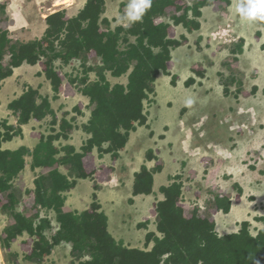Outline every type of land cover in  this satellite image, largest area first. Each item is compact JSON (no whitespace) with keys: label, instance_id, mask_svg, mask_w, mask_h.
I'll return each instance as SVG.
<instances>
[{"label":"trees","instance_id":"trees-1","mask_svg":"<svg viewBox=\"0 0 264 264\" xmlns=\"http://www.w3.org/2000/svg\"><path fill=\"white\" fill-rule=\"evenodd\" d=\"M105 1L85 0L83 7L71 17H66L65 9L47 14L46 28L38 39L13 40L8 29L0 27V89L2 81L13 74L14 68L22 64L35 65L42 60L44 75L56 91L60 83L57 67L76 59L79 70L71 68L70 82L88 97L90 110L88 119L80 126L88 137L77 151L70 144L56 145V141L69 138L74 119H66L67 112L57 118L51 99L41 95L38 89L27 85L8 103V109L17 119L15 125L0 119V213L10 220L1 230L0 245L8 249L15 238L27 234L32 244L30 253L23 259L35 263L65 242L70 244V255L76 260L70 264H264V216L256 218L263 226L255 232H251L248 221H242L236 232L219 235L213 220L195 212L188 217L178 205L183 188L181 174L170 176V183L159 187L163 198L155 203L156 226L155 230L145 233L144 248L128 247L112 236L95 191L91 194L89 209L63 210V193L72 189L78 179L90 176L83 171V157L95 148L99 158L108 153L117 158L134 125L147 126L144 104L154 95L157 75H169L167 63L171 51L185 39L182 34L180 39L170 37L169 22L157 19L165 16L166 8L174 7L171 22L191 32L199 29L197 19L202 7L214 1L226 5L230 2L196 0L191 5H177L175 0H152L142 21L112 28L104 16ZM3 10L0 5V12ZM260 23L264 27V22ZM256 34L260 36L261 32ZM242 47V38L230 47L234 60L236 54L242 53ZM260 47L264 50V37ZM91 52L99 63L92 64L95 60L90 59ZM90 73H94L96 79L90 78ZM107 74L114 78L125 75L126 82L111 83ZM171 81L175 83L174 75ZM193 82L191 77L184 84L189 86ZM227 92L225 85L224 93ZM51 97L56 98L57 93ZM47 117L52 132L41 135L32 150L25 146L2 147L21 133L22 125L31 119L40 121ZM145 155L147 159H154V163L157 161L152 151H146ZM27 156L31 158L33 170L47 169L37 173L33 181V201L35 206L54 212L55 230L49 217L39 212L26 216L16 209L21 196L17 195L11 181L25 168ZM52 166L54 168H50ZM161 169L142 165L133 174L132 195L151 194L153 173ZM93 185L96 190V183ZM236 188L241 193V189ZM213 204L217 210L227 213L231 200L229 196L215 194ZM147 223L145 220L136 226L147 229Z\"/></svg>","mask_w":264,"mask_h":264},{"label":"rangeland","instance_id":"rangeland-1","mask_svg":"<svg viewBox=\"0 0 264 264\" xmlns=\"http://www.w3.org/2000/svg\"><path fill=\"white\" fill-rule=\"evenodd\" d=\"M195 1L182 0L180 2L179 0H175V3L177 5H191ZM128 2L129 0L105 1L104 16L108 18L110 23L112 22V28L117 25H125L118 24L117 19L124 13ZM231 2L235 6L237 0H231ZM84 3L85 0H0V5L4 7V12H0V27L9 28L12 39H22L21 41H27L29 37L31 39H38L42 36L39 32V27L43 24L40 23V19L44 17L43 14L50 13L52 10L65 9L66 17H71L83 7ZM219 6L218 4V6L214 7L213 2L210 5L202 7L200 9L201 16L197 19L200 23L199 29L191 31L196 35L201 33L199 38L201 39L202 37V42L205 43L203 48H205L204 51L207 50V55L193 60L190 52L197 54L199 49L192 41H186V37L184 40H181L180 46L171 51V59L167 67L170 75H164L163 73L157 75L154 82L155 91L152 100L149 99L145 102L148 127L135 124L119 156L117 158L110 156V165L100 164L95 148L88 152L90 154L87 153L88 159H85V165L83 164L82 167L84 173L90 176L85 179H79L69 194L67 193L69 191L63 193L65 200H68L66 205L68 210L66 211L86 210L91 201L90 194L94 190V181L90 179H97L96 175L99 169L104 170L107 174L114 170L119 177L117 185L112 187L100 184L95 191L97 193V200L101 205V210L107 216L108 231L115 239L121 240L128 247L144 248V245H142L144 235L147 230L154 229L156 222V211L150 205V202L152 201V205H154V202L162 197L158 191L159 186L168 184L169 177L174 173L181 174L182 171L188 170L189 162L197 163L200 169L206 168L210 182L214 187L226 188L233 185V182L236 181L241 186V194L235 189L234 191L231 190L229 196L232 204L235 205L236 202L241 204L239 207L241 208V213L230 222L228 221V219H231L230 216L219 213V216L229 223L227 228L224 229L225 233L234 232L238 228L235 222L239 223L241 220L255 222L252 220L254 215H264V50L259 48L261 41H258L259 35L256 34L257 31H260L263 38L264 27L260 22L253 25L241 23L239 15L235 13V7L224 8V6ZM165 13L166 15L158 20L170 21V15L175 13V8L168 7ZM25 18L28 20L29 25L35 24V30L22 35L25 28L19 27L24 24L23 19ZM28 31H30L29 28ZM183 31L187 32L181 25H178L171 26L169 33L171 36L178 38ZM221 32L227 33H225L226 36L224 35L223 39L229 35L235 37L239 32L244 34L246 45L243 46L242 53L235 55L240 63L239 70L231 67V65L235 64L236 60H234L230 49L225 47L232 43L233 40L229 39V43L223 42L221 44L222 47L219 48L220 45H217L216 40L210 38L211 36H217V33L219 35L222 34ZM254 35L256 36L255 41H253ZM224 41L227 42V39ZM201 51L204 52L203 50ZM89 57L95 60L92 62L93 65L99 63V59L93 52L89 54ZM76 63L77 60L74 59L68 65L57 67L60 83L57 84L56 91L51 88V85L44 88L42 92L39 90V86L34 87V83L37 80L30 73L35 68L33 65L24 64L23 68L16 70L15 73L13 70L16 77L13 89L8 88L11 80H6L0 89V119H6V117H3L7 111L4 109V105L8 109L7 105L11 101L10 99L18 97L21 93L17 95V91L22 92L27 85L38 89L41 95H46L51 100H55L58 97L55 101L59 99L60 95L57 89L62 90L63 95L74 93V91L81 94L78 88L70 82L69 72L71 68L79 70V66ZM197 63H200L199 69L203 70L201 72V74H204L203 80L197 79L201 84L198 82L196 84V81H194V85L186 87L183 81L189 75L191 66ZM90 64L91 62H89ZM35 65H37L35 69L38 72L43 71L44 73L42 60L38 61ZM107 75L111 83L126 82L125 75L119 78ZM171 75L175 76V80L177 79L176 85H172L169 82ZM231 75L238 82L234 81L233 83ZM89 77L96 79L94 73H90ZM244 84L245 90H247L245 92ZM225 85L228 88L226 94L222 90ZM253 85L255 89L252 88ZM54 93H57L56 98L51 97ZM189 100L191 101L190 104L187 103ZM70 102L67 101L65 104L68 105ZM237 103L239 105L238 112L234 109ZM56 104L58 105V102ZM63 107H65L64 104H62V108L60 109L61 113ZM9 111L11 112V110ZM81 112V115L77 113V116H75V118L78 117L74 121L77 125H80L88 117V109L85 106ZM180 120L183 123V129L188 127L191 129V134H193L192 146H197L200 149L201 154L194 159H190L181 149L180 145L185 132L183 129H179L178 124ZM197 121L199 128L195 129L192 127V124ZM231 124L234 125L230 128ZM40 128L44 130L42 126ZM56 128L57 125L55 126ZM149 131L153 132L151 137L149 136ZM201 131L204 133L202 138L198 136ZM47 132V129L44 131L39 130L40 135L48 134ZM79 132L83 135L82 140L84 141L88 135L81 130ZM22 135L21 127V133L13 137L11 141L6 142V147L9 149L19 147V137H22ZM161 136L164 137L162 138ZM166 136H171L170 145L167 149L155 146ZM208 142L212 146L218 143L231 151L234 163L229 159L221 160L216 157L211 148H206ZM20 144H26V142ZM56 145H59V143H56ZM148 149L153 151L157 157L155 159L162 164V169L153 175V192L151 194L133 196L131 193L132 172L139 170L142 165H146L147 167L153 165L154 167V159H147L145 155ZM203 156L211 159V162L207 166L199 162ZM108 160V155H106L101 161H105L106 163ZM148 162H152L151 165H148ZM27 163L31 168L29 156H27ZM249 163L250 165L255 164L254 170L247 167ZM231 164H233L234 169L237 168L241 171L230 178L228 176L225 177V169ZM50 168H54V166ZM46 170L44 168L39 169L37 172L27 170V173L23 171L13 178L11 184L16 190L17 195L21 196L16 209L26 216H32L39 212L41 216L49 217L55 228L57 223L54 212L35 206L33 201V181L37 173H43ZM214 175L218 177H214ZM202 177L204 179V176ZM208 190L211 192L212 189ZM217 193L220 192H215V194ZM249 194L254 195L253 201L247 198ZM248 206L249 209H247ZM147 213L151 218L146 216L142 218ZM186 215L188 217L191 216ZM144 219H148L147 229H138L135 224ZM9 222V217L0 213V233L2 228ZM262 226L261 224L251 225V232H255ZM215 230L219 235L223 232L217 227ZM31 244L32 239L24 233L22 236L15 238L8 249H3L0 245V264H70L71 261H76L70 255V244L65 242L55 246L52 253L44 257L39 263L26 261L23 258L24 255L30 253Z\"/></svg>","mask_w":264,"mask_h":264},{"label":"crops","instance_id":"crops-1","mask_svg":"<svg viewBox=\"0 0 264 264\" xmlns=\"http://www.w3.org/2000/svg\"><path fill=\"white\" fill-rule=\"evenodd\" d=\"M179 1L182 2V0H179ZM218 4L220 6H224V8H228V7L234 8L235 7V6H233V3L231 2V0H230L229 4H227V5L226 4H223V3H218L217 1H214V7L218 6ZM54 11L55 10H52V12H54ZM52 12H50V13H52ZM50 13L48 12L47 14H50ZM47 14H43L44 17H42L40 19L41 20L40 23H43V24H41V27H39V32L41 34H43V32H44V30L46 28L45 17H46ZM23 22H24V24L19 27V28H25L23 30V32H22V35H26V34L30 33L31 31L35 30V24L34 25L33 24L29 25L28 24V20L26 18L23 19ZM28 28L30 29V31H28ZM8 31H9V28H8ZM9 33H10V31H9ZM221 33L222 34H220V35L217 33V36H215V38L212 37L211 35H210L211 37L209 36L211 39L216 40L217 45H220L219 48L222 47L221 44H223V42L229 43L230 42L229 39H231V41L233 40L232 43H230L229 45H226L225 46V47H228L229 49H230V46L235 45L240 38L243 39V46L246 45L245 39H244V34L241 33V32H239L235 37L232 36V35H229L227 38H225V39H227V42L224 41L225 39H223L224 38L223 36L224 35L226 36L227 33L226 32H221ZM180 34H183L186 37V41H188V42L192 41L197 46V48L199 49L197 54H194L193 52H190L192 54V56H193V60L199 59V58L207 55V50L204 51L205 48H203L204 45H205V43L202 42V37H201V39L199 38L201 33H199V34L196 35L193 32L183 31V33L181 32ZM169 36H170V33H169ZM205 39H206V37H205ZM255 39H256V36L254 35V40L253 41H255ZM13 40H16V39H13ZM20 40H22V39H20ZM27 40H31V38L29 37V38H27ZM258 41H261V43L263 42V38L261 37V35L258 36ZM261 43H260V45H261ZM217 45H215V46H217ZM259 48H261V47H259ZM242 49H243V47H242ZM201 50H203L204 52H202ZM235 60H236L235 61V64L234 65H231V67H234L235 69L239 70L240 63L238 62L237 59H235ZM169 62L167 63V67L169 65ZM23 66H24V64L22 66L18 67V68H15L14 69V73L16 72V70L23 68ZM33 66L35 68L37 67V65H33ZM33 66H31V67H33ZM199 67H200V63H197V64L192 65L191 68H190V70H189V75H187L185 77V80L183 81V83H185V81L188 78H191L192 77L194 79V81H196V84H197V82L199 84H201V82L200 81H197V79L203 80V75L204 74H199L200 76L198 75V71H200V73L203 71V70H200ZM35 68H34L33 71L30 72V73H32L31 76L34 77L35 80H37L34 83V85H35L34 87H38L39 86V90H41V92H42L44 88H46L47 86L50 85V83L46 79V77H44L45 75H44L43 71H39L38 72L37 69H35ZM14 73H13L12 76H10L9 78H6L5 80L2 81V86H3V84H4V82L6 80H11L8 88L13 89V84H14V81L16 79ZM164 75H168V74H164ZM169 75H170V72H169ZM231 76H232L231 79H232L233 83H234V81L235 82H238L237 79L233 75H231ZM171 78H172V75L170 76V81L169 82L172 85H176L177 79L175 80V83L173 84L172 81H171ZM178 81H179V79H178ZM194 84H195V82H193L190 85H194ZM42 85H43V88H42ZM185 86L187 87V85H185ZM253 87H255V86L253 85ZM245 89L246 88H245V84H244V92L247 91ZM222 90H223V93H224V88ZM13 92H14V90H13ZM20 93H21V91L20 92L17 91V95L20 94ZM58 93L60 94L59 95V99L57 101H55L58 98L57 97L55 100H50L51 101V105H52L53 109L56 112L57 118H59L60 116H63L64 112H67L66 115H67L68 118L67 117H65V118L68 119L69 121L71 119H74L71 122L72 125L74 126V128H73V131L69 134V138L66 141L61 139L59 141H56L55 143L70 144V145L74 146L77 151H79L80 148H81V146L83 145V142L85 141V139L88 136L84 139V141L82 140L83 135L79 132V130H81L82 132H84V131L81 129L80 125L78 126L77 124L74 123V121L78 119V117L75 118V116H77V113L80 114L78 111H80V112L83 111V107L86 106L87 104H89V100H88V98L86 96H83L82 94L75 93V91H74V93H66V95H63V91L62 90H58ZM14 97H16V96H14ZM10 100H12V99H10ZM67 101H71V102L68 105H66L65 103ZM57 102H58V105L56 104ZM62 104H64L65 107H63L62 113H61L60 112V109L62 108ZM4 109H6L7 111L5 113L6 115L3 116V117L4 118L6 117V119H8V121H9V123H12V124L15 123L16 122V117L6 108V105H4ZM234 109L238 112V110H239L238 103L234 106ZM59 114H60V116H59ZM85 121H86V119L83 121V123ZM48 122H49V117H47V118H45L43 120H40V121H37V120H34V119L32 120L31 119L28 123H26L25 125H22V133H23V135H22V137H19V141H20V143H25L26 142V144H20L19 143L18 145L19 146L20 145L26 146L28 149H32L36 145V143L38 142L39 137L41 136L39 134V130L40 131H44L45 129H47V131H48L47 133H51V130H50V127L51 126L49 125ZM178 125H179V129L182 130L183 129V123L181 122V120H180V122H179ZM233 125L234 124H231L230 125V128L233 127ZM41 126H42V128L44 130H41V128H40ZM48 126H49V129H48ZM146 127H148V124H147ZM192 127L195 128V129L199 128L198 127V121L197 122H194L192 124ZM56 129L58 130V126H57ZM183 131L185 133H184V137H183V139L181 141V145H180L181 146V149H182V151L184 153L187 154V156L190 159H194L196 156H199L201 154L200 149L197 146H192L193 134H191L192 133L191 132V129L188 127V128L183 129ZM150 132H152V131H149V136L151 137L152 135H150ZM198 136L202 138L204 136V133L201 131L198 134ZM170 140H171V136H166L163 140H161L159 142V144H157L155 146L160 147L161 149H167L168 146L170 145ZM80 142H82V143L79 144ZM3 148H8V147H6V142L3 143ZM206 148H211L213 150L215 156L218 157L219 159H221V160H227V159H229V160L232 161V158L233 157H232L231 151H229L225 147L221 146L220 144H218V143L216 144L215 143V146H212L211 143L208 142L207 145H206ZM148 150L152 151L151 149H148ZM148 150H146V151H148ZM120 152H119V154H120ZM152 153H153V151H152ZM88 154H90V153H88ZM88 154L83 158V164L84 165H85V163H84L85 159H88ZM106 155H108L109 160H108V162L105 163V161H101V160L104 159L106 157ZM110 156L111 155L109 153L108 154H104V156L102 158L101 157L98 158V161L100 162V164L110 165V162H111ZM199 162H201L203 165L205 164V166H207L211 162V159L209 157H207V156H203L200 159ZM151 163L152 162H148L147 164L148 165H151ZM221 163H223V161H221ZM232 163H234V162L232 161ZM152 167H153V165L150 166V167H147V168L150 169ZM156 167L162 168V164H160L158 161H156L154 163V168H156ZM247 167L249 169H251V170H254L255 169V164L250 165V163H249L247 165ZM198 168H199V166H198L197 163H195V162H189L188 163V170L181 172V179H182V182H183V188H182V198L179 200L178 205L182 209L184 208L183 211L185 212V214L192 215V213L195 212L197 215H199L201 217H204V218H208L210 220H213V222L215 224V228L217 227L218 229H220L221 231H223V232H221V234L233 233V232L225 233L224 229L227 228V226H228L229 223H227V221L223 217L219 216V213H222V214H225V215L227 214V216H230V218H231V219H228V221L229 222L230 221H233L235 219V217L237 215H239V213H241V208H239L241 206V204L238 203V202H236V204L234 205V204H232V200L230 199L231 200L230 210L227 213H223L220 210H217L216 207L214 206V204H213V195H215V192H220V193H217L219 196H230L231 190H233V191L235 189L238 190V188H236V186L239 187V189H242L241 186L236 181V182H233V185L228 186L226 188L214 187L213 184L210 182V177H209V175L207 173L206 168H204V169H200L199 168V170H198ZM27 170H29L30 172H37V171H39V168H35L34 170H32L29 167L28 163H27V157H26L25 168L22 170V172L24 171V172L27 173ZM60 170L63 171V172L65 171L62 167H60ZM240 171L237 168L234 169L233 164H231V165L227 166L226 169H225V172H226L225 177L228 176L230 178L234 174H236L237 172H240ZM135 172L136 171L132 172V175H131L132 176V182H133V174ZM154 174H157V173H153V175ZM108 175H109V178H108ZM174 175H176V174L174 173L171 176H174ZM202 176H204V179H203ZM96 177H97V179H93V178L90 179L89 178L91 181L94 180V183L93 184L96 183V188L100 184H105V185H109V186L114 187V186L117 185V179H119L118 174L116 172H114V170H113V172H109L107 174L106 172H104V170H100L99 169V170H97ZM214 177H218V176L217 175L216 176L214 175ZM169 182H170V180H169ZM160 186H163V185H160ZM93 188H94V185H93ZM208 189H212L211 192ZM241 192H242V190H241ZM67 193L69 194L70 191L67 192ZM131 193H132V190H131ZM91 194H92V192H91ZM91 194H90V197H91V201H92ZM140 195H144V194H140ZM161 196H162V194H161ZM162 198H163V196L160 199H157V200H161ZM247 198L250 201H253L254 200V195L253 194H249L247 196ZM152 200H153V198H152ZM67 203H68V200L67 201L65 200V203H64L65 205L63 207V210L64 211L68 210L66 208ZM155 203H156V201L154 202V205H152V201L150 202V205L153 206L154 210H155ZM247 209H249V206L247 207ZM75 211L80 212L78 210H75ZM144 216H146L148 218H151V216L148 215V213L145 214V215H143L142 218ZM260 216H264V215H254L252 217V220L255 221V222H250L249 220H241L239 223L238 222H235V224L238 225V228H236L234 232H236L239 229V224L242 221H248L250 223V227L253 224L254 225H259V224L263 225L261 222H258V220H256V218L257 217H260ZM145 220H148V219H144V220L138 221L137 223L142 222V221H145ZM136 224H135V226H136ZM149 230H155V229H149ZM149 248H150V245L148 246V249Z\"/></svg>","mask_w":264,"mask_h":264},{"label":"clouds","instance_id":"clouds-1","mask_svg":"<svg viewBox=\"0 0 264 264\" xmlns=\"http://www.w3.org/2000/svg\"><path fill=\"white\" fill-rule=\"evenodd\" d=\"M151 5H152V0H129V2L127 3L126 8L124 10V13L118 17L117 23L118 24H125L126 26H131L133 23L142 21L144 14L151 8ZM235 13L239 15L241 23L253 25V24H256L258 22H264V0H237V2L235 4ZM166 22H169L170 28H171V26H178V25H174L171 22V20L166 21ZM111 27H112V22H111ZM181 27H183V26L181 25ZM170 28H169V30H170ZM170 37L175 38L174 36H171V35H170ZM263 37H264V32H263ZM177 39H180V37H178ZM150 100H152V96H150ZM187 103L190 104L191 101L189 100ZM88 105L89 104H87L85 107L88 109V117H89L90 110L88 108ZM78 112L80 113L79 115L82 114V112H80V111H78ZM88 117H87V119H88ZM81 124H83V122ZM81 124H80V126H81ZM93 191H95V190H93ZM158 191H159V188H158ZM88 209H89V207H88ZM56 227L54 228V230L56 229Z\"/></svg>","mask_w":264,"mask_h":264},{"label":"flooded vegetation","instance_id":"flooded-vegetation-1","mask_svg":"<svg viewBox=\"0 0 264 264\" xmlns=\"http://www.w3.org/2000/svg\"><path fill=\"white\" fill-rule=\"evenodd\" d=\"M26 147V146H25ZM34 148V147H33ZM32 148V149H33ZM32 149H30V150H32ZM155 219H156V213H155ZM155 226H156V222H155V224H154V229H155Z\"/></svg>","mask_w":264,"mask_h":264},{"label":"built area","instance_id":"built-area-1","mask_svg":"<svg viewBox=\"0 0 264 264\" xmlns=\"http://www.w3.org/2000/svg\"><path fill=\"white\" fill-rule=\"evenodd\" d=\"M215 38V37H214Z\"/></svg>","mask_w":264,"mask_h":264}]
</instances>
